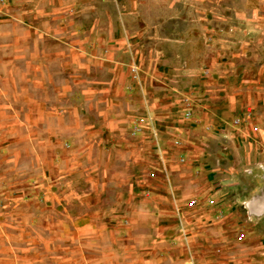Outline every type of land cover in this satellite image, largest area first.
<instances>
[{
    "label": "rangeland",
    "instance_id": "374dc122",
    "mask_svg": "<svg viewBox=\"0 0 264 264\" xmlns=\"http://www.w3.org/2000/svg\"><path fill=\"white\" fill-rule=\"evenodd\" d=\"M264 0H0V264H264Z\"/></svg>",
    "mask_w": 264,
    "mask_h": 264
},
{
    "label": "bare ground",
    "instance_id": "6f19581e",
    "mask_svg": "<svg viewBox=\"0 0 264 264\" xmlns=\"http://www.w3.org/2000/svg\"><path fill=\"white\" fill-rule=\"evenodd\" d=\"M246 204L250 210L255 209V213L260 216L264 213V193L249 200Z\"/></svg>",
    "mask_w": 264,
    "mask_h": 264
}]
</instances>
